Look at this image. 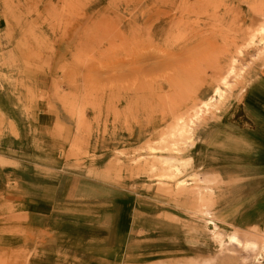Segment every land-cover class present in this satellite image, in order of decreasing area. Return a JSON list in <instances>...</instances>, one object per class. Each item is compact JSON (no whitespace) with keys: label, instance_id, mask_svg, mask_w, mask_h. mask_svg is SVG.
<instances>
[{"label":"rangeland","instance_id":"1","mask_svg":"<svg viewBox=\"0 0 264 264\" xmlns=\"http://www.w3.org/2000/svg\"><path fill=\"white\" fill-rule=\"evenodd\" d=\"M263 75L264 0H0V155L15 159L0 165L17 168V184L0 177V264L39 254L27 249V182L60 175V239L83 243L57 254L70 263L264 264V229L219 222L220 180L199 168L204 151L217 164ZM128 196L131 245L112 262ZM160 211L176 217L142 215ZM167 223L175 236L143 241ZM76 230L93 236L72 241Z\"/></svg>","mask_w":264,"mask_h":264},{"label":"crops","instance_id":"2","mask_svg":"<svg viewBox=\"0 0 264 264\" xmlns=\"http://www.w3.org/2000/svg\"><path fill=\"white\" fill-rule=\"evenodd\" d=\"M244 92V98L238 102L240 117H242L243 122L240 125L235 121L227 122L226 132L222 135L223 138L219 139L218 148L214 151L215 154L218 153L219 155L217 164L211 165L213 164L211 160L213 152L204 151V156L209 157V162H203L199 168H202L205 172L215 173L220 180V186L218 187L220 189L215 192L217 195L216 201L218 202L216 218L219 219V222L238 230L249 228L262 230L264 229V75L258 81L246 86ZM204 149L207 150V148ZM1 154L0 156L6 161L12 162L15 160L12 157L5 156V154L3 155V153ZM5 170L7 173H4ZM16 170L17 168H12L9 164L0 165L1 184L7 185V182L11 179L10 176ZM63 179L64 177L60 175L54 184L27 182L30 190H27L28 194L24 200L26 203L25 229L32 240L27 244V249L29 251H39L37 256L29 260L31 264H73L68 259L58 257L57 254L61 251H67V247L77 248L78 250L83 249V243H70L67 245L60 239V230H62L63 224L59 219L63 216L66 217V214L61 213L56 208L66 204L68 191V187L63 186L61 183ZM17 180L20 181V179ZM9 182L11 185L13 183L17 184L13 179ZM128 197L130 200L123 204L122 210L118 212V220L121 219L122 222L120 224L121 231L118 236L116 235L117 238L113 236L110 239L112 241V245L109 247L111 254H107V256H112L110 257L112 262L124 254L127 247L131 245V234L133 233L132 214L135 211L134 208L131 209V197ZM18 200L20 201V198ZM159 214L174 216L167 211L154 214L142 213L145 217H151L152 219L159 218L157 216ZM159 219L161 220L156 221L164 224L162 221L164 218ZM78 224L83 230L84 223L79 222ZM167 224L168 226H160L161 228L158 230L144 227L145 232L154 237H146L143 241L149 240L150 243L163 241V239L155 238L160 236L163 230H166L162 233L165 236H175L177 226L171 223ZM95 227L100 229L98 226ZM76 229H79V227ZM86 229L92 230L91 232L95 234V228L86 227ZM40 233L44 234L42 243L36 246L33 238ZM73 234L75 235L72 237V241H83V237L91 239V236H93L92 233L85 235L83 232L77 233V230ZM96 240H99L98 237ZM87 241L95 242L97 251L102 250L98 253L99 257L106 255L108 247L98 248V242H101V240L96 242L87 239ZM139 243L142 242L139 241ZM161 243L162 247L164 244L171 245L167 244L168 242Z\"/></svg>","mask_w":264,"mask_h":264},{"label":"bare ground","instance_id":"3","mask_svg":"<svg viewBox=\"0 0 264 264\" xmlns=\"http://www.w3.org/2000/svg\"><path fill=\"white\" fill-rule=\"evenodd\" d=\"M215 93H218V88H217V90L215 91ZM179 169V168H178ZM177 170V169H176Z\"/></svg>","mask_w":264,"mask_h":264}]
</instances>
